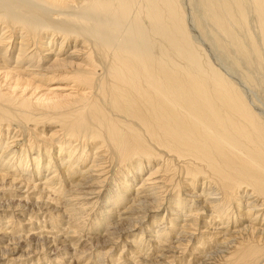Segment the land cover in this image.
<instances>
[{
  "label": "bare ground",
  "instance_id": "bare-ground-1",
  "mask_svg": "<svg viewBox=\"0 0 264 264\" xmlns=\"http://www.w3.org/2000/svg\"><path fill=\"white\" fill-rule=\"evenodd\" d=\"M0 69L14 89L58 76L78 87L34 102L0 86V264H65L73 236L94 240L77 216L97 203L90 234L166 216L149 251L122 240L124 259L263 256L264 114L246 86L264 85V0H0ZM104 247L93 254L111 260Z\"/></svg>",
  "mask_w": 264,
  "mask_h": 264
},
{
  "label": "rangeland",
  "instance_id": "rangeland-1",
  "mask_svg": "<svg viewBox=\"0 0 264 264\" xmlns=\"http://www.w3.org/2000/svg\"><path fill=\"white\" fill-rule=\"evenodd\" d=\"M200 39V38H199ZM205 47L207 48V50H209L208 52H209V55L213 58V60L219 65V66H221V67H224L223 69L225 70V71H227L228 73H229V75H231V76H233L235 79H237V81H238V83H239V81L241 80V78L239 77V74H238V70H236L234 67H231V64H230V61L226 58L225 59V57H223L214 47H212V46H210V45H205ZM216 50V51H215ZM227 68H226V67ZM12 67H13V64H12ZM231 68V69H230ZM226 69H228V70H226ZM2 71V72H1ZM4 69L2 70V69H0V86H1V88L3 89V91L4 92H10V94L11 95H14L15 96V94H17V95H21V96H23V95H25V96H23V97H26V98H28V99H32V101H36V98H39V97H41V96H48V95H54V96H59V97H62L63 98V96H70V95H75L76 94V91H77V89H78V87H77V85L75 84L76 82H73L71 79H68V78H64V77H57V79H56V77L55 78H53V79H44V80H41L40 78H36V77H30L31 79H32V85L31 84H28V85H26L25 83L26 82H24L23 83V81L22 82H20V84H18V87H16V89H14V83H15V81H14V72H13V75L11 76H5L4 74ZM46 80V81H45ZM242 81V80H241ZM14 82V83H13ZM244 83V82H243ZM12 85V86H11ZM24 85V86H23ZM240 86L242 85V86H244L243 84H239ZM27 86V87H26ZM36 86H37V88H36ZM241 86V87H242ZM246 86V85H245ZM39 87V88H38ZM258 87H260V88H257V90H256V88H254V92H253V88H250L249 89V87H247L246 86V88L248 89V90H251L252 91V93H251V91H249V92H247L246 94L248 95V97H250V98H252L255 102H256V104H255V102H254V105H255V107H257L263 114H264V90H263V93L262 92H260V91H262V89H261V87L262 88H264V85H262V86H258ZM242 88H245V87H242ZM245 88V90L244 91H247V89ZM25 90V91H24ZM256 90V91H255ZM13 94H12V93ZM16 92V93H15ZM251 93V94H250ZM252 94H254V95H252ZM259 101V103H257ZM89 162V161H88ZM88 164H90V162L88 163ZM182 194H187V192H185V191H182L181 192ZM166 194V193H165ZM15 199H17V197H15ZM7 200V199H6ZM30 203H33V202H30ZM13 205H16V202H14L13 203ZM90 205V206H89ZM85 209H82L81 211H80V214H78V216L77 217H81L82 219H80L78 222H80L81 223V221L84 219L85 221V224H86V227L84 228V230L82 231L83 232V234L84 235H86V236H89V235H92V237L94 238V240L90 243V241H87V240H85L84 239V237H81V234H79V236H76V235H78V234H76L75 236H73L74 238V240H77V241H74L76 244H75V247L80 251V250H84V252H86V253H84V259H83V262H79L78 260H76V258H77V252H78V250L76 249V251H75V249H72V250H70L69 248H67L69 251H72V253L74 252V256L73 257H71L72 258V261H71V258L69 257L66 261H65V264H87V262L88 263H90V264H100V262H101V264H106L107 262V264H127V262H125V260H128V258L127 257H129L128 255L126 256V258L127 259H124L123 257L121 258L120 256H122V255H120V254H122L121 252H123L124 250H128L127 249V246L125 247L126 249H124V247L123 246H125L124 245V243L123 242H126V241H128L129 243H132V242H134V241H132V240H135L136 239V241L137 240H142L143 239V242H144V240L146 241L145 243L146 244H148V246H146L145 247V249L144 250H146V251H149L150 249L149 248H152L150 245L152 244L151 242H149V239H151L152 238V234H154L155 235V233H156V231H157V229H159L158 227H159V224L160 223H162V222H164V223H166L167 221H166V216L164 217V215H163V213L162 214H160L159 216V222H158V224L157 223H154V225L150 228H147V230H146V228H144V226H143V228L142 227H138V229L136 230V233H132V232H128L129 231V228L130 229H132L131 227L133 226V225H136V227L138 226V225H140L141 223H138V222H134V223H131L129 220L127 221V222H124L123 224H120L119 226V228L118 229H116L114 232H112V233H110V235H105V236H103L104 235V233H106V231H105V229L104 228H98L97 229V232L95 231V233H93V234H90V233H88V231H90L89 229H91L94 225L92 224V222H94L93 220L94 219H96V217H97V211H98V208L100 207L99 206V203H97V204H95L94 206L93 205H91V204H89ZM97 205V206H96ZM125 206L124 205H122L118 210L119 211H121V210H123V208H124ZM164 212V211H163ZM95 217V218H94ZM164 217V218H163ZM148 219V218H147ZM147 219H145V220H147ZM149 220V219H148ZM68 221V220H67ZM92 221V222H91ZM69 224H70V222H68ZM68 224V225H69ZM146 224H149V222H147L146 221ZM93 225V226H92ZM142 225V224H141ZM140 225V226H141ZM135 227V226H134ZM143 229V230H142ZM150 229V230H149ZM128 230V231H127ZM154 230H156V231H154ZM92 231V230H91ZM146 233H145V232ZM152 231V232H151ZM123 232H128V234L126 233V234H124ZM154 232V233H153ZM136 234V235H135ZM143 235V236H141V235ZM151 234V235H150ZM136 237H135V236ZM140 237H139V236ZM156 236V235H155ZM174 236V235H173ZM127 237V238H126ZM142 237V238H141ZM78 238H80L79 240H78ZM112 238H117V239H115V240H117V241H111V245H113V246H111V245H108V246H106V247H104L107 243H109V242H107L109 239L111 240ZM170 238H172V236L170 237ZM169 238V239H170ZM40 239V238H39ZM39 239L38 238H36V239H33V238H31L30 240H33L34 242H32L33 244H38V245H42V247L45 249L46 247V250H48L47 251V253L48 252H50V253H55V251H56V253H63L64 251H59V250H62L61 248V246L58 248V250H56L57 248L55 247V246H52L54 249H52V248H48L49 247V242H47V240L46 239H44V241L46 242V243H44V241H41L42 239H40V241H39ZM107 239V240H106ZM147 239V240H146ZM36 240V241H35ZM38 240V241H37ZM109 240V241H110ZM122 240H126V241H122ZM171 240V239H170ZM169 240V241H170ZM30 242V243H31ZM80 242V243H79ZM114 242H116V243H114ZM73 243V242H72ZM25 241L23 242L22 240H18V238H17V241H16V243H13L11 246H13L14 248H16L15 249V251H20V252H22V251H24L25 250ZM44 244V245H43ZM74 244V243H73ZM82 244V245H81ZM86 244V245H85ZM150 244V245H149ZM23 245V246H22ZM94 245V246H93ZM83 246H85V247H83ZM98 246V247H97ZM130 246V245H129ZM128 246V247H129ZM105 248V250L107 251L109 248H111L112 247V251H113V256H112V259H113V257H114V260H109V259H107V258H105V257H102V260H104V261H101V258H99V259H97L98 257H95V255L98 253L97 251L98 250H100L101 248ZM73 248V247H72ZM89 248V249H88ZM124 249V250H123ZM74 250V251H73ZM87 250V251H86ZM123 250V251H122ZM152 250V249H151ZM52 251V252H51ZM153 251V250H152ZM77 254H76V253ZM80 252H82V251H80ZM79 252V253H80ZM88 252H89V254L90 255H92V256H89L88 255ZM92 252V253H91ZM93 252H94V254H93ZM154 252V251H153ZM152 252V253H153ZM152 253H150V254H152ZM133 254L134 253H132V256H130L129 258V260H130V263L129 264H142V263H139V261H140V258H137L136 256L137 255H134L133 256ZM44 255V256H43ZM41 254V256H42V258L45 260H41V262H39L38 264H51L50 262H48V260H49V256L48 255H46V254ZM71 255V253L69 254V256ZM94 255V256H93ZM119 255V256H118ZM72 256V255H71ZM73 258H74V260H73ZM93 258V259H92ZM120 259V260H118V259ZM132 258H134L135 260H133L132 261ZM92 259V260H91ZM109 260V261H108ZM128 260V261H129ZM217 260V261H216ZM219 260V261H218ZM90 261V262H89ZM97 261H98V263H97ZM100 261V262H99ZM48 262V263H47ZM72 262V263H71ZM96 262V263H95ZM215 263L216 264H223L224 262H223V260H222V258L220 259V258H215ZM64 264V263H63ZM253 264H264V254H263V256L261 257V258H259V259H256V260H254L253 261Z\"/></svg>",
  "mask_w": 264,
  "mask_h": 264
}]
</instances>
